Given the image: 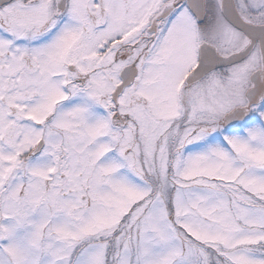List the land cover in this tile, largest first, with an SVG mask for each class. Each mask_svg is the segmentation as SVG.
Returning <instances> with one entry per match:
<instances>
[{
	"label": "snow or ice",
	"instance_id": "6c2138e0",
	"mask_svg": "<svg viewBox=\"0 0 264 264\" xmlns=\"http://www.w3.org/2000/svg\"><path fill=\"white\" fill-rule=\"evenodd\" d=\"M0 264H264V0H0Z\"/></svg>",
	"mask_w": 264,
	"mask_h": 264
}]
</instances>
